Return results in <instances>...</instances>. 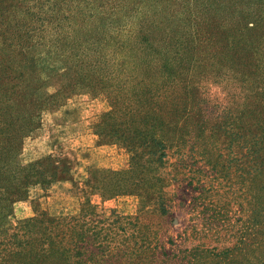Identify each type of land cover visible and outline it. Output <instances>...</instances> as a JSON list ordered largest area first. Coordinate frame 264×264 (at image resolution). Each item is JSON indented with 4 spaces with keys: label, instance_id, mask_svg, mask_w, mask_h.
I'll use <instances>...</instances> for the list:
<instances>
[{
    "label": "trees",
    "instance_id": "trees-1",
    "mask_svg": "<svg viewBox=\"0 0 264 264\" xmlns=\"http://www.w3.org/2000/svg\"><path fill=\"white\" fill-rule=\"evenodd\" d=\"M231 1L216 0V41L200 45L167 0H0V264H264V0L217 17ZM80 90L104 104L97 145L126 166L74 178L53 155L22 161L41 116ZM190 161L218 185L216 247L192 243L206 238L196 225L179 246L160 234L166 189L194 176ZM61 182L75 213L14 220L17 202ZM94 196L134 197L136 213Z\"/></svg>",
    "mask_w": 264,
    "mask_h": 264
},
{
    "label": "rangeland",
    "instance_id": "rangeland-1",
    "mask_svg": "<svg viewBox=\"0 0 264 264\" xmlns=\"http://www.w3.org/2000/svg\"><path fill=\"white\" fill-rule=\"evenodd\" d=\"M139 1L136 0V3ZM236 1L238 0L223 5L222 14L217 12V17L233 16L234 11L241 8ZM240 2L251 9L257 5L254 0L247 3L245 0ZM135 4L134 7L141 6L140 3L138 6ZM167 6L174 20L178 15L181 25L195 38L196 43L205 45L207 41L216 39V0H167ZM42 50L46 51L44 48ZM52 58L54 59H47L49 68L59 67L63 63L55 55ZM55 87L57 88V83L55 86L47 87V93L54 91ZM209 91L211 95L216 94V88L213 86L209 87ZM103 107L104 104L95 99L89 91L80 90L62 95L58 105H54L41 116L39 128L25 139L21 154L22 161L53 155L63 164L70 165L74 178L78 175L83 176L86 168L98 170L124 168L127 164V155L124 151L113 145H97L95 136L91 134V123ZM170 161H173V158ZM190 164L193 165V162L190 161ZM191 171L193 177L184 170L182 173L186 174L187 178L182 180L180 177V183L172 182L166 189L172 201V208L164 219L160 234L164 233V241L170 238L174 245L179 246V236L182 232L190 233L192 225H196L195 229L204 231L206 238L205 236L198 238L192 243L200 241L208 243L205 247H216L218 185L214 176L200 163H195ZM190 177L192 181L188 185ZM199 189H203L204 192ZM69 190L68 182L56 183L44 193L36 190L29 199L14 205V220L30 217L32 212L37 210L45 211L53 217L75 213L80 201L72 196ZM92 202L126 215H133L137 210V200L134 197H119L100 203L94 196ZM232 241L234 238L231 239ZM189 243L185 242L184 247ZM172 247L174 246L165 244V248Z\"/></svg>",
    "mask_w": 264,
    "mask_h": 264
}]
</instances>
